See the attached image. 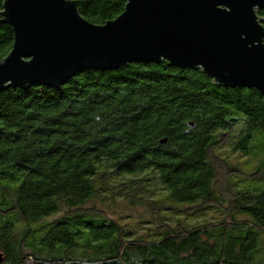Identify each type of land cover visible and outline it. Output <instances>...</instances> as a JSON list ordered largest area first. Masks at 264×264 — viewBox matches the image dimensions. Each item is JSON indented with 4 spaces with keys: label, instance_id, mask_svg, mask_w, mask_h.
Here are the masks:
<instances>
[{
    "label": "trees",
    "instance_id": "16d2710c",
    "mask_svg": "<svg viewBox=\"0 0 264 264\" xmlns=\"http://www.w3.org/2000/svg\"><path fill=\"white\" fill-rule=\"evenodd\" d=\"M72 1L99 26L116 20L127 3ZM4 2L0 62L14 43L1 16ZM258 16L264 26V11ZM260 140L264 92L224 88L200 69L168 62L87 70L59 88H10L0 94L3 264H251L264 232ZM224 146L261 159L245 178L262 187L234 190L222 183L224 165L244 176L219 156ZM153 185L171 204L186 205L188 216L212 209L223 216L172 226L145 196ZM104 193L145 207L158 226L147 237L130 232L96 206ZM93 253L101 257L86 258Z\"/></svg>",
    "mask_w": 264,
    "mask_h": 264
},
{
    "label": "water",
    "instance_id": "95a60500",
    "mask_svg": "<svg viewBox=\"0 0 264 264\" xmlns=\"http://www.w3.org/2000/svg\"><path fill=\"white\" fill-rule=\"evenodd\" d=\"M260 11L264 0H127L116 20L99 26L76 1L5 0L1 16L14 43L0 62V94L59 88L87 70L163 62L200 69L224 88L264 92Z\"/></svg>",
    "mask_w": 264,
    "mask_h": 264
},
{
    "label": "rangeland",
    "instance_id": "374dc122",
    "mask_svg": "<svg viewBox=\"0 0 264 264\" xmlns=\"http://www.w3.org/2000/svg\"><path fill=\"white\" fill-rule=\"evenodd\" d=\"M264 144V140H260ZM232 148L230 146H224L222 149L218 151L219 156L228 160V163L233 167L240 169L244 176L241 177L236 170H232L231 172H227L228 170L225 168V165L222 168V183L226 186L237 189H249L253 187H262V183L255 184L254 182L246 180L245 176L254 173L257 168L261 164V159L254 161L253 155L245 156L240 152L233 153ZM227 166V165H226ZM235 175L233 178H229V175ZM122 174L121 179H133L142 177L143 175L130 176ZM115 184V183H112ZM160 185H153L148 187L146 192V197L154 202H156V206L158 208H162L166 219L168 222L175 226L174 224L187 223L190 225L193 224H202L206 222H217L222 218V213L219 210H205L199 212V214H194L191 216L187 215V212H184V209L187 208L185 206H178L175 201L172 204L168 201L166 191L160 189ZM110 193H104L102 195V199L96 200V206H98L102 211H104L107 216L112 218L113 220L118 221L122 226H128V230L135 235L147 237L149 234L153 232V230L158 226L157 221L153 218L151 212L143 206L134 207L130 203L126 202L121 198H116L113 200L110 196ZM229 196V194H228ZM106 199L107 202L103 203ZM178 206V207H176ZM153 213V212H152ZM191 213V211H189ZM61 215L57 213V215L46 218L47 221H52L55 218H58ZM169 218V219H168ZM43 222V221H41ZM46 222V221H44ZM180 222V223H178ZM150 230V231H149ZM96 254H89L86 258H100ZM251 264H264V232L261 233L258 237V248L254 255V261Z\"/></svg>",
    "mask_w": 264,
    "mask_h": 264
}]
</instances>
